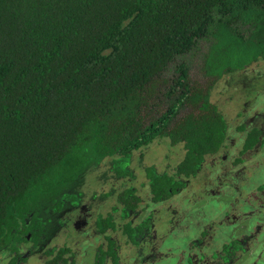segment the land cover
<instances>
[{"label": "trees", "instance_id": "obj_1", "mask_svg": "<svg viewBox=\"0 0 264 264\" xmlns=\"http://www.w3.org/2000/svg\"><path fill=\"white\" fill-rule=\"evenodd\" d=\"M201 48L214 77L264 59V0H0V254H18L28 232L58 231L106 159L116 180L133 178L134 152L156 139L183 156L172 172L145 167L151 200L185 188L228 136L209 91L190 83L187 55ZM159 98L163 111L145 118ZM188 105L199 113L176 122ZM237 129L242 152L260 141L259 128ZM117 190L119 228L136 242L126 217L141 199L132 184ZM96 228L116 229L114 216L98 215ZM106 238L100 258L122 264Z\"/></svg>", "mask_w": 264, "mask_h": 264}, {"label": "rangeland", "instance_id": "obj_2", "mask_svg": "<svg viewBox=\"0 0 264 264\" xmlns=\"http://www.w3.org/2000/svg\"><path fill=\"white\" fill-rule=\"evenodd\" d=\"M203 50L201 48L195 53L187 55L190 66V83L194 91H209L211 102L225 116L228 122L227 141L218 154L206 158L200 173L191 178L188 187L174 196L171 211L165 207L154 212V228L157 235L156 239L154 238L153 246H158V252L162 254V259L160 263L151 264H175L178 257L187 250L191 237L196 236L195 233L198 232L199 226H202L203 223L208 224L209 220L218 221L223 217L228 209L226 196L234 195L242 198L244 195L250 194L252 189L264 180V145H259L256 149L241 155L243 162L238 159L235 161L237 157H240L238 152L244 137V132L237 130V126L240 124L259 126L264 131V59L254 61L233 73L214 77L204 73L202 68ZM171 77V70H167L157 78L156 84L161 91L160 94L168 86L166 84L171 80ZM164 108L165 105H162V99L159 98L144 109V116L149 119L162 112ZM188 113L198 114L199 108L195 105H188L178 115L176 122ZM182 156L181 145L171 146L165 138L156 139L147 147L134 152L130 163L134 177H126L122 180H116L113 177L109 170L110 159H106L91 174L94 180L88 176L86 202L91 200L93 194L100 197L103 193L110 191L112 187L120 189L122 183H126L136 187L138 194L144 198L142 204L145 205L149 200L145 167L154 165L159 171L171 172ZM230 168L234 173L232 179L236 180L235 184L239 187L234 188L231 187L230 182L225 183L229 178L224 175ZM216 185L221 187L219 186L218 189ZM110 202L112 201H108L102 210L108 208ZM236 203L241 206L243 204L241 199L239 201L236 199ZM98 210L90 207L87 215L82 214L78 218V226H80L84 217H89L90 225L82 226L83 233H92L93 222ZM207 212L210 214L208 215ZM197 213L201 214L196 216ZM196 218H198L197 223ZM81 233L79 230L72 231L70 242L72 247L76 248V244L79 245L83 242L84 235ZM119 239L126 260L129 264L135 263L136 253L125 242L124 237L119 236ZM85 241L95 245L96 240L92 235ZM181 258L184 259V256ZM137 262L136 264H138Z\"/></svg>", "mask_w": 264, "mask_h": 264}, {"label": "flooded vegetation", "instance_id": "obj_3", "mask_svg": "<svg viewBox=\"0 0 264 264\" xmlns=\"http://www.w3.org/2000/svg\"><path fill=\"white\" fill-rule=\"evenodd\" d=\"M244 126L247 130L253 127H257L261 130L260 141L250 150L256 149L259 145H264V131L261 127ZM241 132H244V137L238 152L240 157H237L235 161L238 159V161L243 162L241 155L250 150L242 152L246 132ZM200 170L193 178L200 173ZM224 176L229 178L225 183L230 182L231 187H239L235 184L236 180L232 179L234 178V173L231 168ZM191 178L185 188L190 184ZM219 186L220 185H216L218 189ZM114 189L115 193L111 196L91 197L89 205V201H83L73 213L70 212L68 214L67 220L60 225L58 224V231H54L53 229L46 230V233L38 236L36 241H30L31 232H28L26 234L28 242H21L19 245V253L2 252L0 254V264H117V262L108 255L104 258H100L102 251L105 252L109 249L106 234H110L111 239L114 241L115 255L119 256L122 264L129 263L123 254L119 236L124 237L125 242H127L136 253L135 263L132 264H136L137 261L138 264L160 263L162 254L158 252L157 245L156 247L153 246L155 244L154 238L156 239L157 235L154 228V212L156 213L158 209L165 207L171 211L173 208L172 201L174 200V196L179 194L183 189L169 199L159 202L151 200L149 190V200L145 205L142 204L144 198L138 194L136 189L141 200L135 210H130L129 216L126 217V219L131 221L133 227H135V231L138 232L136 242L128 239L125 234H122L119 228V224L121 223L119 222V217L121 213L118 208V190L115 187ZM226 197L228 199V201H226L228 209L223 217L218 221L209 220L208 224L203 223L202 226L198 225L200 228L198 232L195 233L196 236L191 237L187 250L178 257L175 264H264V180L261 181L258 186H255L250 194L244 195L242 198L241 196L234 195H228ZM236 199L237 201L241 199L244 205L242 204L241 206L236 203ZM108 201H112L110 202V206L102 210ZM90 207L99 210L93 222L92 233L87 232L85 234L83 233L82 226L90 225L89 217H84L80 226H78V218L81 217L82 214H84V216L87 215ZM108 213L114 216L116 229H108V232L103 234L96 228V218L98 215L105 216ZM200 214L201 213H197L196 216ZM207 214L209 215L210 213L207 212ZM197 222L198 218H196V223ZM38 230L39 229H37V231ZM74 230H79L82 232L81 234L84 235L82 237L83 242L79 243V245L76 244V248L72 247L70 244L71 234ZM92 235L96 240L95 245L85 241L86 238H90ZM153 247L154 250H152ZM182 256H184V259L181 258ZM13 258H15L14 261Z\"/></svg>", "mask_w": 264, "mask_h": 264}]
</instances>
